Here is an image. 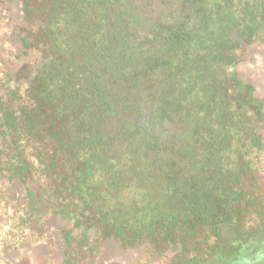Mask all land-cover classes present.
Instances as JSON below:
<instances>
[{
  "label": "trees",
  "instance_id": "obj_1",
  "mask_svg": "<svg viewBox=\"0 0 264 264\" xmlns=\"http://www.w3.org/2000/svg\"><path fill=\"white\" fill-rule=\"evenodd\" d=\"M18 1L24 52L43 62L0 92L14 228L36 242L57 216L60 264L116 243L173 264L231 244L264 256V113L235 38H264V0Z\"/></svg>",
  "mask_w": 264,
  "mask_h": 264
},
{
  "label": "flooded vegetation",
  "instance_id": "obj_2",
  "mask_svg": "<svg viewBox=\"0 0 264 264\" xmlns=\"http://www.w3.org/2000/svg\"><path fill=\"white\" fill-rule=\"evenodd\" d=\"M151 5H155L154 2ZM152 6L151 8H153ZM4 23L5 32L4 38L8 39V54H12L15 64L7 68L4 72L5 79L1 80L0 78V92L3 91V88L9 84H13V80H18L17 82H23L25 76L29 73L32 75L35 73L36 69L42 65V59L37 51L25 53V48L21 44V35L24 27V20L22 14V6L18 0H0V24ZM263 34V33H262ZM235 38H239L240 42L244 46L243 53L240 62L237 66L238 75L241 76L246 83L252 88L254 96L257 98L258 103L260 104L261 110L264 113V94L262 90V81L256 80L254 74L249 71V66L251 64L255 65V55L258 54L262 57L264 62V38H259V36L253 40H246L239 37L236 32ZM2 53V51H0ZM1 59V58H0ZM29 65V66H28ZM12 78V81L10 79ZM10 81V82H9ZM264 122V117H263ZM255 178L257 181L264 187V158L261 161L259 168L255 173ZM1 188L4 190L13 189L14 192L10 195V199L15 198L17 203L21 204L23 202L22 187H16L15 185L9 186L6 183H0ZM19 195H22L19 197ZM49 224V231H47L45 237L42 240L36 241L35 243L41 250V254L45 258L46 264H60L61 254L65 250V241L62 231V223L57 216L51 213H47L45 216ZM248 219V218H247ZM258 219L251 215L248 219V224L252 225L256 223ZM135 248L123 249L117 243L112 246V248L103 251L99 258H97L95 264H130L131 261H121L119 257L124 255L127 251H135ZM153 253V252H152ZM165 259H168L167 264H173L176 262L175 253L170 249L167 250L163 256ZM155 256H160L156 253H153ZM150 256L151 253H150ZM122 257V256H121ZM148 257V256H147ZM10 259V258H9ZM10 264H26L23 258H20L16 262L11 261Z\"/></svg>",
  "mask_w": 264,
  "mask_h": 264
},
{
  "label": "rangeland",
  "instance_id": "obj_3",
  "mask_svg": "<svg viewBox=\"0 0 264 264\" xmlns=\"http://www.w3.org/2000/svg\"><path fill=\"white\" fill-rule=\"evenodd\" d=\"M0 24V78L5 79L4 72L15 64L12 54H8V39L4 38V23ZM255 65L249 66V71L254 74L256 80L262 81V92L264 94V62L262 57L255 55ZM0 185V189H1ZM14 201L5 203L0 199V264H10L23 258L26 264H46L41 250L29 237H24L14 228L13 206ZM241 245V244H240ZM239 244H231L223 253L210 256L205 262L199 264H264V256H258L257 251L245 248ZM254 253H253V252ZM150 253L152 256H150ZM257 254V255H256ZM122 256V257H121ZM121 261H131L130 264H167L165 256H155L146 246H141L133 251H127L121 255ZM148 256V257H147ZM10 258V259H9Z\"/></svg>",
  "mask_w": 264,
  "mask_h": 264
}]
</instances>
